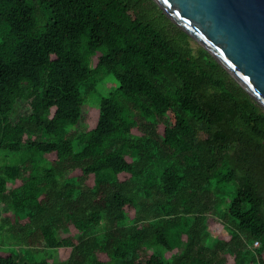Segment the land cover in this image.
I'll list each match as a JSON object with an SVG mask.
<instances>
[{
    "label": "trees",
    "instance_id": "obj_1",
    "mask_svg": "<svg viewBox=\"0 0 264 264\" xmlns=\"http://www.w3.org/2000/svg\"><path fill=\"white\" fill-rule=\"evenodd\" d=\"M0 151V264H264V109L153 0H0Z\"/></svg>",
    "mask_w": 264,
    "mask_h": 264
},
{
    "label": "water",
    "instance_id": "obj_2",
    "mask_svg": "<svg viewBox=\"0 0 264 264\" xmlns=\"http://www.w3.org/2000/svg\"><path fill=\"white\" fill-rule=\"evenodd\" d=\"M264 109V0H153Z\"/></svg>",
    "mask_w": 264,
    "mask_h": 264
},
{
    "label": "rangeland",
    "instance_id": "obj_3",
    "mask_svg": "<svg viewBox=\"0 0 264 264\" xmlns=\"http://www.w3.org/2000/svg\"><path fill=\"white\" fill-rule=\"evenodd\" d=\"M117 83L116 81L112 78L111 75L106 76V81H104L102 84L98 85L95 89V93L91 97V101L83 107L82 113H83V122L80 125V128L85 129V130H90L92 129L97 122V117H98V105L102 97L106 96L112 88L116 87ZM19 103L16 105L17 107L15 108V113L13 114V119H15L18 115L22 114V107H18ZM0 165L4 164H15L21 161L22 157L25 156L23 153H9L5 151H0ZM72 175H75L72 174ZM87 184L91 186L93 184V178L92 176L88 179ZM10 186V185H9ZM8 186V187H9ZM0 216H6L10 217L12 219V215L4 214L2 213L0 209ZM8 217V218H9ZM62 236L67 237H73L76 238L78 236V232L75 231L74 229H70L69 231L65 232L62 234ZM229 237V233L227 230H225L222 225L214 221L211 223L210 226V238L211 240L213 239H227ZM63 250H57L54 251V257L63 258ZM162 256L167 259L170 256V253L167 251H161ZM42 254L38 253L37 257H41ZM231 262V258L228 259ZM229 262V263H230Z\"/></svg>",
    "mask_w": 264,
    "mask_h": 264
},
{
    "label": "built area",
    "instance_id": "obj_4",
    "mask_svg": "<svg viewBox=\"0 0 264 264\" xmlns=\"http://www.w3.org/2000/svg\"><path fill=\"white\" fill-rule=\"evenodd\" d=\"M256 246H258V243L257 242L254 243V247H256Z\"/></svg>",
    "mask_w": 264,
    "mask_h": 264
},
{
    "label": "crops",
    "instance_id": "obj_5",
    "mask_svg": "<svg viewBox=\"0 0 264 264\" xmlns=\"http://www.w3.org/2000/svg\"><path fill=\"white\" fill-rule=\"evenodd\" d=\"M1 217H4V216H0V218H1Z\"/></svg>",
    "mask_w": 264,
    "mask_h": 264
}]
</instances>
